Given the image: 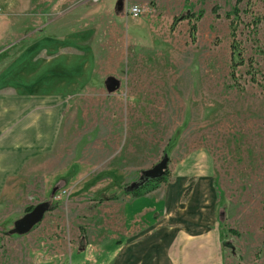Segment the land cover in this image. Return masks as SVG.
Segmentation results:
<instances>
[{"label": "rangeland", "instance_id": "374dc122", "mask_svg": "<svg viewBox=\"0 0 264 264\" xmlns=\"http://www.w3.org/2000/svg\"><path fill=\"white\" fill-rule=\"evenodd\" d=\"M180 16L191 18L172 28ZM25 19L31 33L0 53V74L47 36L74 50L33 58L50 61L48 85L69 92L51 105L60 110L51 148L2 187L0 264H96L130 238L131 222H146L131 216L153 203L163 213L178 175L188 186L181 202L198 198L193 214L215 206L223 264H264V0H53ZM77 58L83 71L61 72L59 62ZM109 77L120 81L112 93ZM166 156L165 182L125 193ZM40 204L54 209L28 234H10Z\"/></svg>", "mask_w": 264, "mask_h": 264}, {"label": "crops", "instance_id": "0c3cea01", "mask_svg": "<svg viewBox=\"0 0 264 264\" xmlns=\"http://www.w3.org/2000/svg\"><path fill=\"white\" fill-rule=\"evenodd\" d=\"M52 4L53 0H0V53L8 48L14 49L19 46L22 36H29L31 24L25 18L31 17L33 8L41 9ZM30 23L33 27L37 25L36 21ZM66 43L63 45L47 36L38 46L22 53L0 74V86H3L0 89V195L8 177L19 172L25 161L50 149L53 144L60 110L51 109V105L63 101L65 92L69 90L61 84L48 85L53 79L47 73L50 61L38 66L33 63V58L40 52L50 53L57 49L73 51V46ZM58 66L66 76L74 70L79 73L84 69V63L78 58L76 62H59ZM30 67L41 69L45 74L44 79L37 80V77L30 76L22 80L20 72ZM25 82L33 84L35 88L27 87L23 84ZM77 82V86L83 84L79 79ZM204 177L210 179L209 176ZM185 183L186 176H176L165 190L163 199L156 196V201H153L158 203L161 200L163 213L156 217L154 213L160 206L153 203L149 210L151 213L141 209L131 216L132 219L137 216L145 218L146 222L138 226H135L136 222H131L127 231L130 238H125L122 246L104 247L94 263L223 264L220 244L222 229L217 223L215 206L210 205L209 210L202 209V212L194 209L193 214L191 208L197 205L198 198L195 196L190 203L188 200L181 202L187 189L185 187H188ZM209 191L210 194L213 191L212 184ZM148 215L156 219L149 222Z\"/></svg>", "mask_w": 264, "mask_h": 264}, {"label": "water", "instance_id": "95a60500", "mask_svg": "<svg viewBox=\"0 0 264 264\" xmlns=\"http://www.w3.org/2000/svg\"><path fill=\"white\" fill-rule=\"evenodd\" d=\"M106 89L109 93L115 92L120 88V81L114 77H109L105 81ZM169 158L166 156L159 164L152 169L143 171L138 181L132 183L126 188L127 191H134L147 183L157 181L162 178L168 169ZM50 206L47 204H40L34 208L30 213L14 223V229L10 232L12 235H25L33 230L42 220Z\"/></svg>", "mask_w": 264, "mask_h": 264}, {"label": "trees", "instance_id": "16d2710c", "mask_svg": "<svg viewBox=\"0 0 264 264\" xmlns=\"http://www.w3.org/2000/svg\"><path fill=\"white\" fill-rule=\"evenodd\" d=\"M239 3V2H238ZM236 11H238V10H236ZM191 17H188V16H180V17H178V18H175L174 19V21H173V24H172V28H174L175 27V25L179 22V21H181V20H183V19H190ZM169 177V171L167 170L166 171V173H165V175L162 177V178H160L159 180H157L156 182H158V183H163V182H165L166 181V179ZM150 183V182H149ZM149 183H147L145 186H143V187H141V188H139V189H137V190H134V191H127L126 190V188H125V193L126 194H133V195H138L139 194V191H141L142 189H144ZM54 209V206H51L50 207V209H49V211H51V210H53Z\"/></svg>", "mask_w": 264, "mask_h": 264}, {"label": "built area", "instance_id": "2783aa9c", "mask_svg": "<svg viewBox=\"0 0 264 264\" xmlns=\"http://www.w3.org/2000/svg\"><path fill=\"white\" fill-rule=\"evenodd\" d=\"M94 2H100V1H103V0H93ZM0 13H1V10H0ZM129 13L131 16H133L134 18H138L141 14V9L140 7L138 6H133L130 10H129Z\"/></svg>", "mask_w": 264, "mask_h": 264}]
</instances>
